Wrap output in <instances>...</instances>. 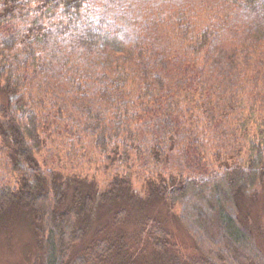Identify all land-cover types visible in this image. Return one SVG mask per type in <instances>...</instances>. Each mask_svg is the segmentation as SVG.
I'll use <instances>...</instances> for the list:
<instances>
[{
	"label": "trees",
	"instance_id": "trees-1",
	"mask_svg": "<svg viewBox=\"0 0 264 264\" xmlns=\"http://www.w3.org/2000/svg\"><path fill=\"white\" fill-rule=\"evenodd\" d=\"M263 187L264 0H0V233L33 264H264Z\"/></svg>",
	"mask_w": 264,
	"mask_h": 264
},
{
	"label": "rangeland",
	"instance_id": "rangeland-1",
	"mask_svg": "<svg viewBox=\"0 0 264 264\" xmlns=\"http://www.w3.org/2000/svg\"><path fill=\"white\" fill-rule=\"evenodd\" d=\"M137 189L139 191L144 190L140 186H137ZM247 206L252 212L255 226L261 227V230L257 228L259 230L257 234L264 247V187L260 190L258 197ZM152 212L166 218L167 224L174 232L175 239L182 250L190 253L195 252L192 236L177 221L173 212L169 211L166 205L157 203L153 206ZM39 252L40 247L26 223L17 221L11 229L0 233V264H33Z\"/></svg>",
	"mask_w": 264,
	"mask_h": 264
}]
</instances>
